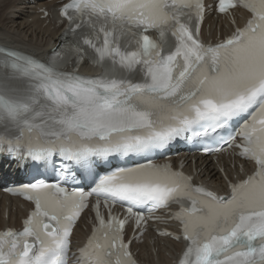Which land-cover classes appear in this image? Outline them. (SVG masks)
Instances as JSON below:
<instances>
[{
	"label": "snow or ice",
	"instance_id": "1",
	"mask_svg": "<svg viewBox=\"0 0 264 264\" xmlns=\"http://www.w3.org/2000/svg\"><path fill=\"white\" fill-rule=\"evenodd\" d=\"M210 14L233 25L215 42L202 38ZM58 15L67 26L47 60L0 45V164L60 177L7 189L33 208L21 230L0 231V264H137L149 220L179 223L158 233L186 242L179 264H264V0H65ZM85 59L101 71L81 75ZM178 140L253 170L218 195L153 162ZM133 156L146 162L101 174ZM78 180L94 186L70 190ZM90 197L95 223L73 251Z\"/></svg>",
	"mask_w": 264,
	"mask_h": 264
},
{
	"label": "bare ground",
	"instance_id": "2",
	"mask_svg": "<svg viewBox=\"0 0 264 264\" xmlns=\"http://www.w3.org/2000/svg\"><path fill=\"white\" fill-rule=\"evenodd\" d=\"M60 1L0 0V45L32 53L40 59L45 58L59 45L64 31L63 25L57 23L56 8L60 5ZM44 8L50 14L42 19L41 16L44 13L40 11ZM235 15L241 21L239 15H245V13L239 11ZM204 25L203 34L209 36L215 34L217 26L221 31H224L226 27L222 19L218 20L211 16L206 19ZM81 69L90 71L86 66H81ZM195 159L193 161L191 158H184V169L188 170L196 181H201L218 192L227 193L224 176L218 171L213 161L201 157ZM221 159L225 175L232 180L234 172L239 171L238 167L230 166L223 157ZM248 168L249 166H246V169ZM24 205L29 207L27 204ZM6 206L8 208L5 215ZM25 213L26 208L17 198H10L0 193V227L16 225L20 222V218L26 215ZM168 227L174 228L172 225ZM74 230V239L82 241L89 231V224L79 223ZM183 246L181 242L169 237H157L152 231L148 233L143 243L134 244L137 258L144 264H170Z\"/></svg>",
	"mask_w": 264,
	"mask_h": 264
}]
</instances>
